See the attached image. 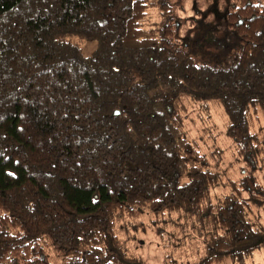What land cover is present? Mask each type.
<instances>
[{
    "label": "trees",
    "instance_id": "16d2710c",
    "mask_svg": "<svg viewBox=\"0 0 264 264\" xmlns=\"http://www.w3.org/2000/svg\"><path fill=\"white\" fill-rule=\"evenodd\" d=\"M212 113L236 181L189 136ZM262 119L264 0H0V264H136L145 215L182 264H246Z\"/></svg>",
    "mask_w": 264,
    "mask_h": 264
},
{
    "label": "rangeland",
    "instance_id": "374dc122",
    "mask_svg": "<svg viewBox=\"0 0 264 264\" xmlns=\"http://www.w3.org/2000/svg\"><path fill=\"white\" fill-rule=\"evenodd\" d=\"M188 13L189 6L187 7ZM188 14L182 16L185 17ZM92 43L83 44L85 54L92 51ZM193 122L188 123L189 136L198 141L199 145L206 154L218 156L220 152V160L222 164L220 169L223 171L224 179L236 181L245 168L242 162L238 161L236 150L232 147L231 142L225 136V120L219 114L212 113L209 118L206 115L200 114L191 116ZM203 120L205 121L203 123ZM263 131L264 137V119L259 124ZM257 129V128H256ZM215 157V158H216ZM261 174V173H260ZM261 176H264L261 174ZM226 193L227 191H223ZM263 221H264V215ZM119 237L126 249L128 256L137 259L136 264H182L173 254L176 250L172 244L167 247L162 243L160 235L154 233V229L150 228V218L145 215L141 219L134 221H126V223L119 226ZM169 231V229H168ZM126 233V234H124ZM129 233V235H127ZM176 237L179 233H175ZM140 241L144 243L140 246ZM164 245V246H163ZM180 253V252H179ZM187 256L185 257V259ZM224 264H232L229 261ZM246 264H264V251L257 250L253 253Z\"/></svg>",
    "mask_w": 264,
    "mask_h": 264
}]
</instances>
